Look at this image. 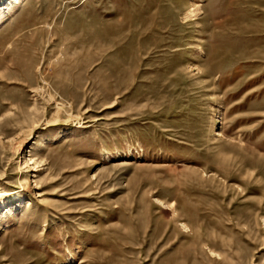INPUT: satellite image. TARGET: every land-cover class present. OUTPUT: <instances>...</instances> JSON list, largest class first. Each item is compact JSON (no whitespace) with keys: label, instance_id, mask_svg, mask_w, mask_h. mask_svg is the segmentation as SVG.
Returning a JSON list of instances; mask_svg holds the SVG:
<instances>
[{"label":"rangeland","instance_id":"rangeland-1","mask_svg":"<svg viewBox=\"0 0 264 264\" xmlns=\"http://www.w3.org/2000/svg\"><path fill=\"white\" fill-rule=\"evenodd\" d=\"M0 264H264V0H0Z\"/></svg>","mask_w":264,"mask_h":264},{"label":"bare ground","instance_id":"bare-ground-1","mask_svg":"<svg viewBox=\"0 0 264 264\" xmlns=\"http://www.w3.org/2000/svg\"><path fill=\"white\" fill-rule=\"evenodd\" d=\"M52 105H54V107H52ZM50 107L52 108H55V112L54 114L51 116V120H48L49 123H56L58 121H61L59 120V109L61 108V105H60V102H57L56 101H53L49 104ZM81 117V116H80ZM84 118V117H83ZM53 121V122H52ZM65 122L67 123H73V125H80L82 124V118H79L78 116H73V115H70L69 118L67 117V119H65ZM126 164V163H124ZM32 169V168H31ZM33 170H36L33 168Z\"/></svg>","mask_w":264,"mask_h":264}]
</instances>
